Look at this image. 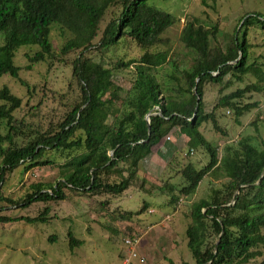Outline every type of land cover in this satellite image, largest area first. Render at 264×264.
Returning <instances> with one entry per match:
<instances>
[{"label": "trees", "instance_id": "16d2710c", "mask_svg": "<svg viewBox=\"0 0 264 264\" xmlns=\"http://www.w3.org/2000/svg\"><path fill=\"white\" fill-rule=\"evenodd\" d=\"M151 1L0 0V35H3L0 79L4 75L19 78L20 69L14 64V58L21 47L37 48L27 56L26 70L33 64L56 58L49 38L55 26L62 35H70L59 56L77 52L70 65L80 93L79 103L61 122L39 133L29 143L17 146L10 134L0 136V211L2 204L20 209L37 203L63 202L67 199L66 191L92 197L121 195L140 180L141 161L171 129H176L186 137L188 149L199 147L208 156L207 165L200 170L191 163L176 170L183 180L179 194L186 198L193 196L207 176L227 180L221 189L212 190L207 198L190 205L185 237L195 264H248L257 258L260 261L255 264H264V144L262 149H257L242 139L236 147L225 146L218 157L216 147L200 132L202 124L210 123L215 132L224 135L214 115L217 109L232 111L235 122L239 123L242 114L257 106L239 103L247 93L262 91L256 85L220 97L210 113L204 112L202 98L206 83L219 85L227 75L239 82L247 74L258 75L254 63L248 64L247 38L250 28L259 26L264 30V15L245 14L224 50L216 42V24L205 28L196 20L187 21L180 41L194 58L192 65L180 72L186 86L183 93L177 99L162 96L150 70L165 64L167 54L145 53L134 67L133 87L122 100L121 89L113 83L111 70L92 62L86 53L91 49H108L124 38L144 49L160 44L161 36L176 19L155 8ZM110 11L113 15L94 44L99 25ZM123 66L128 68L129 64ZM118 103L127 104L129 110L117 109ZM20 105L21 100L7 87L0 89V123L5 121L10 131L12 115ZM153 112L157 115L149 118L148 129L145 117ZM53 155L61 158L60 176L53 185L32 184L30 193L20 201L4 197L1 188L7 175L21 166L24 171L51 166ZM140 182L145 184L144 179ZM47 213L45 208L33 219L0 216V223L18 220L45 223ZM67 239L70 248L82 244L70 232Z\"/></svg>", "mask_w": 264, "mask_h": 264}, {"label": "rangeland", "instance_id": "374dc122", "mask_svg": "<svg viewBox=\"0 0 264 264\" xmlns=\"http://www.w3.org/2000/svg\"><path fill=\"white\" fill-rule=\"evenodd\" d=\"M150 4L176 19L175 24L161 36L160 44L144 49L133 40L124 38L108 49H91L86 53V57L92 62L100 63L104 68L111 70L112 81L121 89L122 100L127 98L126 94L133 87L134 67L145 53L167 54L165 64L150 70L162 96L166 99H177L179 94L183 93L186 86L180 72L188 69L194 58V54L185 49L180 41L182 29L187 21L196 20L205 28L216 24V42L224 50L235 28L241 25L240 19L245 14L264 15V0H152ZM112 15L111 11L108 12L101 21L94 44H97ZM69 37L68 33L62 35L57 27L53 26L49 38L56 58L33 64L30 70H26L29 66L27 56L35 53L37 48L21 47L17 51L14 64L20 69L19 78L16 80L2 76L0 89L7 87L11 94L21 100V105L12 115L11 131L5 121L0 123L1 137L10 134L13 143L23 146L39 133L54 128L67 112L79 103V88L72 78L70 65L77 52L65 57L59 56L61 47ZM247 40L248 64L254 63L258 75L247 74L240 82L227 75L219 85L206 83L203 86L202 108L205 113H210L219 98L224 95L249 85L262 88L258 93H247L240 100L241 105L257 106L242 114L238 119L239 123L235 122L233 112L227 108L214 112L224 135L215 132L210 123L202 124L200 132L208 143L216 147L218 157L223 154L225 146L236 147L242 139H247L257 149H262L264 144V30L259 26L250 28ZM2 44L3 35H0V46ZM210 44L215 46L212 39ZM125 64H129L128 68L123 66ZM185 95L187 96L186 93ZM116 107L123 112L129 110L127 104L118 103ZM154 111H157V108ZM186 141V137L178 130L171 129L167 137L160 142L171 143L178 149L168 160V164L164 165L166 161L161 162L147 175L145 173L148 159L142 160L138 176L140 180H145V184L140 180L136 181L121 195L92 197L66 191L67 199L63 202L37 203L20 209L2 204L0 216L11 219H33L45 208L48 213L45 223H28L24 220L0 223V264H120L126 254L122 241L129 236L140 238L137 253L144 258V264H195L185 237L190 222V205L199 199L207 198L212 190L221 189L227 180L207 176L193 196L186 198L180 195L179 188L183 180L176 170L188 163L200 170L208 162V156L201 148L190 150L186 147ZM165 150L166 146L159 144L153 148L152 153L154 155L155 151ZM51 159L54 161L51 166L35 167L29 171H24L21 166L7 175L1 188L4 197L20 201L30 193L29 187L32 184L53 185L60 176L61 158L53 155ZM164 184L172 186L174 190L171 191ZM127 213H130V216ZM68 232L82 244L70 248ZM259 261L257 258L248 264ZM130 264L139 262L134 260Z\"/></svg>", "mask_w": 264, "mask_h": 264}, {"label": "crops", "instance_id": "0c3cea01", "mask_svg": "<svg viewBox=\"0 0 264 264\" xmlns=\"http://www.w3.org/2000/svg\"><path fill=\"white\" fill-rule=\"evenodd\" d=\"M161 144L165 145L167 150H165L164 152L155 151V154L153 155V153H152L153 149H152L150 155L145 158V159H148V164L146 165V173H145L147 175H150L154 171V167H157L158 165H160L161 162H165L166 161L164 163V165H167L168 164V160L172 156H174V154L178 150L177 147L172 146L171 143H160V145ZM143 177L145 178L144 175H143Z\"/></svg>", "mask_w": 264, "mask_h": 264}, {"label": "built area", "instance_id": "2783aa9c", "mask_svg": "<svg viewBox=\"0 0 264 264\" xmlns=\"http://www.w3.org/2000/svg\"><path fill=\"white\" fill-rule=\"evenodd\" d=\"M122 242L126 249V254L122 257L120 264H130L134 260H137L139 264H144V258L137 253V247L140 242V238L129 236L125 237Z\"/></svg>", "mask_w": 264, "mask_h": 264}, {"label": "water", "instance_id": "95a60500", "mask_svg": "<svg viewBox=\"0 0 264 264\" xmlns=\"http://www.w3.org/2000/svg\"><path fill=\"white\" fill-rule=\"evenodd\" d=\"M198 104V99H197V101H196V105ZM155 115H157V114H152V113H149V114H147L146 115V117H145V122H146V124H147V128L149 129V118L151 117V116H155ZM112 155V152L111 153H109V156H111ZM238 192H236L235 194H237Z\"/></svg>", "mask_w": 264, "mask_h": 264}]
</instances>
